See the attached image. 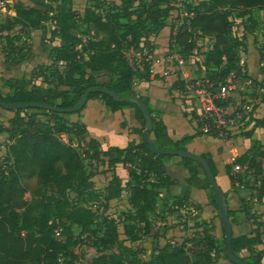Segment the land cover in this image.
<instances>
[{
	"label": "trees",
	"instance_id": "16d2710c",
	"mask_svg": "<svg viewBox=\"0 0 264 264\" xmlns=\"http://www.w3.org/2000/svg\"><path fill=\"white\" fill-rule=\"evenodd\" d=\"M31 1L34 5L15 1L8 6L15 14L0 20L8 72L26 61L25 53L18 54L22 51L18 43L26 31L42 30L43 42L49 23L50 37L58 41L49 49L51 63L48 65L34 66L30 73L20 76L1 77L2 87L6 90L0 89V99L7 103L38 102L60 108L74 105L90 86L109 88L119 96L136 94L134 81L148 79L149 66L144 62L139 69L132 67L125 58V51L129 48L143 50L142 43L148 36L166 25L170 29L172 51L187 56L203 55L201 66L210 79L223 81L232 71L239 72L241 68L237 51L243 46L244 38L234 33L236 20H251L254 10L264 11V0H183L179 5L170 0H85L81 10L69 0ZM81 26H85L84 38L77 33ZM15 29L16 33H12ZM259 60L263 62V69H260L263 73L264 44L259 47ZM100 75L104 78L99 79ZM252 82L264 87L255 79ZM62 86L65 88L61 89ZM89 99H99L111 111L132 108L142 125L138 130L139 142L131 141L124 148L110 146L103 149L96 138L87 135L83 122L64 117L71 113L43 108L6 110L13 114L6 124L0 123V133L8 136L4 166H0V264L229 262L224 230L221 226V236L217 237L213 220H195L189 227L190 234L184 233L181 241L161 240L171 214L177 212L189 220L190 207L201 208L195 201H189L187 192H171L176 179L168 170V162L174 158L179 159L177 163L186 171L184 182L209 191V203L216 207L213 190L201 163L151 152L142 139L145 117L134 102L115 101L99 92H91ZM143 100L153 113L152 143L188 149L194 134L161 142L168 137L161 111L154 112L148 100ZM83 109L76 113L80 114ZM38 111L46 116V120L38 118ZM256 131L264 132V114L255 118L253 127L243 135L251 138ZM64 136L74 139L76 144L65 141ZM202 155L216 176L218 169L211 154L205 152ZM85 159L95 163L99 185H103L101 194L94 192L101 186L93 188ZM262 159L264 143L254 139L248 149L224 166L231 188L242 175L252 176L253 182L257 183L251 187V196L247 200L241 199L239 208H231L224 193L231 224L238 220V212L253 217L249 214L255 206L253 197H261L264 191ZM236 164L242 170L235 172ZM120 167H126L128 171L126 184L121 182ZM109 172L112 176L105 184ZM32 177L48 191L33 200H21L26 192L22 179ZM162 190L171 203L163 201L159 211L158 199ZM126 192L131 210H110L116 205L113 201ZM98 196L104 201L100 217L87 205ZM182 209L185 213H181ZM216 215L219 218L218 212ZM252 221L255 226L249 232L233 235L232 252L248 264H264V220L253 218ZM185 227V224L181 225L183 232ZM121 234L124 238H120ZM150 238L152 248L148 260L139 262V253L146 249L140 247L138 250L133 244ZM243 251L247 252L246 256L241 255Z\"/></svg>",
	"mask_w": 264,
	"mask_h": 264
},
{
	"label": "rangeland",
	"instance_id": "374dc122",
	"mask_svg": "<svg viewBox=\"0 0 264 264\" xmlns=\"http://www.w3.org/2000/svg\"><path fill=\"white\" fill-rule=\"evenodd\" d=\"M69 2L74 7L79 8L80 10L85 5V3H83V2L77 3L74 0H69ZM8 4H11V3L5 2L4 0H0V20H3V18L7 15L8 11H9L8 10ZM46 28L50 29L51 24L48 23ZM15 30H17V29H15ZM84 31H85V26H81L77 30V33H79V35L84 38L86 36V33H84ZM234 33L236 35L244 38L243 46L240 47L237 51V54L239 56L240 66L242 65L246 69H248L249 65L250 66L253 65L255 73H256V75H258V72H256V67L259 71H260V69H263V65H262L263 62H261L259 60V47H261L264 44V11L258 10V9L254 10L252 13L251 20L237 19L236 25L234 28ZM1 37H2V35H1ZM165 37H166V35H164V38ZM41 39H42L41 34L38 33L37 35H32L31 30L23 33L22 40L18 43V45L22 48V51H21V53H18V54L20 55V54L25 53L26 54V61L18 64V66H16V68L14 67L13 72L12 71L8 72V70H5V69H3L2 71L0 70V89L6 90L5 88L2 87L1 77H7L9 75H12L15 77L20 76L24 73H30L33 70L34 66H37V65L45 66V65H48L49 63H51V57L49 55V49L51 48V46L56 44L58 40L52 39L51 37H44L43 42H42ZM23 40H25V41H23ZM151 46L153 48H155L158 51L157 53H159V56L162 57L160 60L161 64H162L161 66H163V71H165V66L162 63V59L171 50L169 47V44L167 46L166 42H153V43H151ZM205 49H207V48H204V50ZM0 53L3 56L1 46H0ZM181 55L185 58L186 64L184 65V67L186 69L194 70L195 72H197L195 70L196 66H193L194 61H195L197 63V66L200 67L202 70H204V68L201 66V62H202L201 59H202L203 55H201L202 57L200 55H195V54H189V55H191L190 57L187 55H184V54H181ZM158 61H159V58H158L157 62ZM157 62H156V67L160 66V65H158ZM173 64L175 65L176 62H173ZM135 66L138 69H139V67L141 68V64L139 62H137V60L135 61ZM177 75H178L177 71H172L171 73L168 74V80H163L164 81L163 85H164L165 89L169 88L173 84V80H174L175 76H177ZM248 76H249V74H248ZM103 78H104V75L99 76V79H103ZM147 80L148 79L138 78L134 82H137L135 84L138 87L142 83L146 82ZM257 81L261 84L262 83L264 84V79H261V80L259 79ZM60 88L62 89L65 87L62 86ZM234 92L236 95L238 94L241 96L246 95V94H250L249 87L243 86L242 83L238 84V87ZM174 98H176V96ZM259 113L260 114L258 116L264 114V112H260V110H259ZM12 114L13 113L8 112L5 109L0 108V123L6 124L7 118L9 116H11ZM38 114H39L38 118L46 120V116L44 114H42L41 111H38ZM76 115H77V113L74 112L71 114H66V115H64V117L67 120H70L71 118H75ZM256 136H257L256 132H254L253 137H251V138H247L246 136L243 135V133L236 135V138H234L235 140L232 143V145H234V146L229 148V150L231 152H230V154L228 153L229 154L228 159H230V158L233 159L234 154H236V153L239 154L240 152H242V150L245 147H249L251 145L252 140L256 139L255 138ZM63 139L65 141H70L74 145L76 144L75 140L70 139V137L68 138L67 136H64ZM7 143H8V136L5 135L4 133H0V146L6 145ZM225 152H227V151H225ZM220 153H224V151H222V149H221ZM4 156H5V149L0 147V166L1 165L4 166V160H3ZM224 156H227V155L224 154ZM221 159L223 160V158H221ZM176 160H178V158H174L172 160V162L175 163ZM85 164L87 167V172L89 173L90 177L91 178L94 177L96 175L95 169H94V164H95L94 161L89 160V159H85ZM176 165H177L176 167L175 166L173 167L172 164H168V170L170 171V173L173 175V177L178 182H183L185 177L183 176V173L179 170V166H181V165H179L178 163ZM172 168H174V169H172ZM123 169H125V170H123ZM111 176L112 175L110 172L108 174V177H107V178H109L108 180L111 179ZM120 177H121L122 184H126V182L128 180V171H127L126 167H122V168L120 167ZM227 179H228V177H227ZM22 182H23L24 186L26 187V192L22 195L21 200L30 201V200H33L34 198L39 197L43 193H47V191H48L47 188L43 187L42 185H40L36 181L35 177L29 178V179L24 178V179H22ZM256 185H257V183L253 182L252 176L242 175L241 179L234 184L235 190L233 191V195H232L234 200L229 199V205L234 203L233 208H239L242 205L241 198L244 200H247L251 195V191H252L251 187L256 186ZM98 186L100 187L101 185L97 184V181H94L93 188H97ZM94 192H97L96 194H101L103 192V189H102V187H100V189H95ZM208 193H209V191H207V194ZM210 197L208 196V201L210 200ZM126 199H127V192L124 195H122L121 197L115 199V201H113V202H116V205H114L113 208L111 207L110 210H112V211L118 210V211H123V212L131 210V207L128 205ZM160 199L161 200L158 203V210L159 211L161 210V203L163 201H167L169 204L171 203V200L167 199V194L165 193L164 190L161 191ZM194 201L197 203V205L201 206V208H200L201 210L199 208L196 209V211L200 210V212H198L199 215L195 212H193L195 214H188L187 217H189L190 219L187 220V218H183L182 216L180 217L177 212H174L167 219L166 226L168 227V229L165 232V235L164 236L162 235L163 237H161V240L168 238L169 240H172V242L175 240L181 241V238H182L181 236L184 233L190 234L189 233L190 232L189 227L193 225V223L196 220V217H198V216L202 218L201 220H213L217 226L216 234L218 236H221V224H220L219 218L216 215L218 212L216 207L214 205H211L210 206L211 210L206 211L204 214V218H203L202 215H200V214L203 210L202 208H204V205H206V204L203 205L202 203H200L199 197L194 199ZM206 202L207 201H204V203H206ZM235 202H236V204H235ZM87 205L92 207L93 210H96V212L98 213V216L100 217V213H101L103 206H104V201H102L100 196H98L95 199H92L90 202H88ZM195 207H196V205H195ZM183 211L185 213L186 210H183ZM263 211H264V204L256 203L255 206L249 212V214L253 216L252 218L247 217V215L245 213L238 212L237 213L238 220L236 222H232V224H231L233 235H238L240 232H249L255 226V224L252 221L253 218H255L257 220H259V219L264 220ZM183 224H185L187 226L184 229L185 232H183L181 230V225H183ZM120 232H121V228H120ZM120 238H124V235L121 234ZM126 243H128V242H126ZM133 246H134V248H136L138 250L140 247H144L146 249V251L144 253H142V254H141V252L139 253V262L148 260V257L150 255V250L152 248L151 238L145 239L144 241H141L139 243H135V244H133ZM241 255H244L243 252L241 253Z\"/></svg>",
	"mask_w": 264,
	"mask_h": 264
},
{
	"label": "crops",
	"instance_id": "0c3cea01",
	"mask_svg": "<svg viewBox=\"0 0 264 264\" xmlns=\"http://www.w3.org/2000/svg\"><path fill=\"white\" fill-rule=\"evenodd\" d=\"M4 1L11 3L8 4V6H10L17 0H4ZM20 1H22L26 5H34L31 0H20ZM74 1H76L77 3H81V2L85 3V0H74ZM181 1L183 0H170V2L174 5H179ZM8 10L9 11L7 15L15 14V11L12 8L8 7ZM12 33H16V30L12 31ZM38 33L42 35V30L40 29L31 30L32 35H37ZM3 34H6V32H4ZM169 34H170L169 26L167 25L163 26L161 28H158L155 32L151 33L142 44L143 49L148 46L152 48L153 65L155 67V70L156 69L157 70L154 75H149L148 80L142 83L140 86L137 87L135 84L137 82H134L133 89L136 92V94L140 96L142 99L148 100V103L151 106H153L154 112L155 111L157 112L158 110L161 111L160 117L164 121V124L167 128L166 132L168 135L166 139H162L161 141L162 143H167L169 141H176L186 134H194V137L192 138L191 142L188 144V149L199 154H203L205 152L211 154L218 169L216 180L219 186L221 187V189L223 190V192L226 193V199L229 204V199L234 200L232 195H233V191L235 190V187L231 188L230 180L227 179L226 174L224 173V166L226 163H230L232 162L231 160H233L231 158L228 159L229 154L231 152L229 148L234 146L232 145V143L234 142L235 140L234 138H236V136L232 138L229 142H224L212 136L202 134L196 127V122L192 117V115H190L188 112L185 111L184 100L177 92L176 82L173 81V84L169 88L167 89L164 88L163 80H168V75H165V72L163 71V66H161L162 64L160 60L162 57L159 56V53H157L158 51L151 46V43L166 42L168 46ZM164 35H166L165 38ZM44 37H50V32L48 28H46V33ZM5 44H6L5 38L3 36L1 37L0 35V46L2 47V52H3V56L0 53L1 71L3 69L7 70L6 63L4 62ZM188 56L190 57L191 55ZM158 58L159 61L157 62ZM201 61H203V57ZM156 62L160 66L156 67ZM193 66H196L195 69L196 70L198 69V72L203 71L200 67L197 66V63L195 61ZM247 71L251 79H255V80L264 79L261 70L259 71L257 67H256V72H258V75H256L253 65L251 66L249 65ZM177 76H175V78H177ZM174 95L176 96V98H174L175 97ZM258 109L260 110V112H264V102H260ZM70 120L71 121L80 120L81 122H83L86 126L87 135L92 138H96L100 142L101 147L103 149H106L107 147L110 146H117L120 148H124L129 144V142L134 141L135 143H138L139 140L141 139V135L138 132V130L140 129V127H142V125L141 122L138 119H136L132 108H124L122 110L111 111L99 99H89L86 106L80 112V114H77L75 118H71ZM256 133L257 136L255 138L259 140L261 143H264V132L256 131ZM248 148L249 147H245L242 150V152H240L239 154L243 153ZM221 149L222 151H224V153H220ZM224 154H226L227 156H224ZM239 154L236 153L234 154L233 157ZM221 158H223V160ZM177 162L178 160H176L175 163L171 161L168 163L172 164L173 167L174 166L176 167ZM262 165L264 167V159H262ZM179 170L183 173L184 177L187 176L186 171L185 169H183L182 166H179ZM109 173H107L106 175L107 177ZM108 179L109 178H107L105 184H107V182L109 181ZM92 180L93 182L97 181V184H99V177L97 175L92 177ZM182 183L187 184L184 181L178 182L176 180V183L171 187V192L173 194L180 193ZM101 187L103 188V185H101ZM187 190H189L190 192L188 193ZM185 192H187V194L190 195L189 201H194V199L199 197L200 203H202L203 205L206 204L204 205V208H202L203 210L200 214L204 218L205 212L211 210L210 206L212 205L208 201L207 190L196 189L189 185V189H186ZM160 200L161 199L159 198L158 203ZM204 201L207 202L204 203ZM233 204L234 203L230 204L229 206L233 208ZM183 210L184 209L181 210V213H184ZM200 210L196 211V207L191 206L189 214H195V213L198 214ZM201 219L202 218L199 216L196 217L197 221ZM216 232H217V226L214 231V234L217 237H220L216 234ZM243 254H244L243 256H246L247 252L243 251ZM222 263L231 264L224 260L222 261Z\"/></svg>",
	"mask_w": 264,
	"mask_h": 264
},
{
	"label": "built area",
	"instance_id": "2783aa9c",
	"mask_svg": "<svg viewBox=\"0 0 264 264\" xmlns=\"http://www.w3.org/2000/svg\"><path fill=\"white\" fill-rule=\"evenodd\" d=\"M125 58L132 67H135L136 60L141 66L146 62L149 75L156 73L152 48L149 46L143 50L129 48L125 51ZM162 63L165 64V75L172 71L179 73L173 80L177 83V92L184 100L185 111L192 115L201 133L229 142L253 127L255 118L260 114L258 106L264 102V87L252 82L244 66L241 65L239 72L232 71L223 81H213L205 70L198 72L195 69V72L186 69L185 58L175 51L171 50ZM239 83L248 86L250 94L236 95L234 91ZM0 147L4 149L5 145ZM233 170L238 172L242 167L236 164ZM253 201L264 204V191L261 197L255 195Z\"/></svg>",
	"mask_w": 264,
	"mask_h": 264
},
{
	"label": "water",
	"instance_id": "95a60500",
	"mask_svg": "<svg viewBox=\"0 0 264 264\" xmlns=\"http://www.w3.org/2000/svg\"><path fill=\"white\" fill-rule=\"evenodd\" d=\"M91 92H99V93L107 94L111 96L113 100L115 101L134 102L142 110L143 115L145 117L142 139L146 143L148 149L151 152L156 153V154L175 155L180 158H189L192 160L199 161L201 163L205 171L206 177L209 181L210 187L213 190L216 207H217V211L219 214V220L224 230V236H225L226 247H227V258L229 262L233 264H248L242 259L236 257L232 252L233 233H232L231 221L226 212L224 192L219 186V184L217 183L216 176L213 174L212 169L210 168V165L208 163V160L202 154L195 153L189 149H186V150L172 149V148L154 145L150 139V134L153 128L152 114L150 113L149 108L147 104L145 103V101L142 98H140L138 95L128 94L125 96H119L116 94L115 91L110 90L109 88H106L103 86H90L83 92L81 97L78 99V101L74 105L66 107V108H60L55 105H49V104L38 103V102L7 103V102L2 101L1 99H0V107L5 110H16V109H21V108H43L47 110L73 113V112H77L83 109L86 106L88 102V96ZM186 189H189V185L182 183L180 193L184 194ZM187 192L189 193L190 191L187 190Z\"/></svg>",
	"mask_w": 264,
	"mask_h": 264
}]
</instances>
